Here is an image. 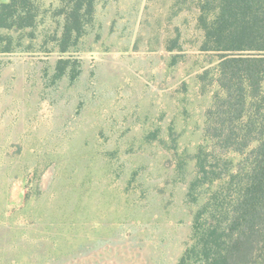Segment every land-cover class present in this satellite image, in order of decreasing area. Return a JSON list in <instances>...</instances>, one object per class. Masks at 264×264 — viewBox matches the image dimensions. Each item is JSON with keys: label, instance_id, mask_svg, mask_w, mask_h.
I'll return each instance as SVG.
<instances>
[{"label": "rangeland", "instance_id": "rangeland-1", "mask_svg": "<svg viewBox=\"0 0 264 264\" xmlns=\"http://www.w3.org/2000/svg\"><path fill=\"white\" fill-rule=\"evenodd\" d=\"M8 2L0 264H178L198 210L225 182L194 186L219 88L198 0H96L67 52L63 0H32V25L11 23ZM261 253L248 264H264Z\"/></svg>", "mask_w": 264, "mask_h": 264}, {"label": "trees", "instance_id": "trees-1", "mask_svg": "<svg viewBox=\"0 0 264 264\" xmlns=\"http://www.w3.org/2000/svg\"><path fill=\"white\" fill-rule=\"evenodd\" d=\"M31 1L10 0L2 14L32 25ZM63 2L60 48L67 52L85 34L96 0ZM198 8L200 49L219 56V88L206 111L211 148H199L194 186L225 182L198 210L194 242L178 264H248L264 252V0H198ZM228 152L242 157L234 162L223 156Z\"/></svg>", "mask_w": 264, "mask_h": 264}]
</instances>
